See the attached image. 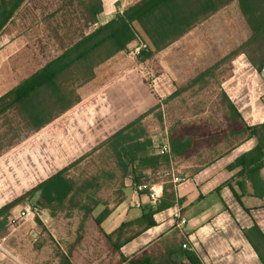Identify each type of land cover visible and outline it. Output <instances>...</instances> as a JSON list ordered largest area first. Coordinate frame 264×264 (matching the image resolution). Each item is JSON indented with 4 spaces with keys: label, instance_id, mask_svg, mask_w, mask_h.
<instances>
[{
    "label": "rangeland",
    "instance_id": "rangeland-1",
    "mask_svg": "<svg viewBox=\"0 0 264 264\" xmlns=\"http://www.w3.org/2000/svg\"><path fill=\"white\" fill-rule=\"evenodd\" d=\"M92 1L26 0L1 33V91L15 86L102 25L111 11V2L104 0L106 13L99 15V23L93 25L86 8ZM203 31L212 35V38L207 35L208 42L205 43L213 57L208 61L210 66L207 69L238 50L252 35L235 2L207 22ZM184 44L185 41L178 42L165 52H177L184 48ZM134 48L133 45L127 52L102 65L96 80L80 89L81 102L39 132H30L16 112L8 111L0 116V207L23 197L65 168H68L69 178L80 180L104 175L113 169L110 153L103 146L110 135L103 139L96 134L86 135V131L81 130L79 118L112 93L116 80L127 81L134 76L139 82L137 86H141V81L147 89L156 92L153 90L154 80L159 73L167 71V56L160 59L161 65L157 60L141 63L132 54ZM234 61L235 68L243 72L251 65L243 54L225 59L213 72L207 86H203L204 83L191 88L181 86L180 95L168 102L162 101L161 108L148 116L153 122L143 125L157 135L154 146L157 152L174 127L192 130L197 137L204 135L203 139L211 143L233 144L234 137L230 140L223 138L229 124L223 117L220 96L225 92L230 98L226 90H229L227 86L230 85ZM180 62L178 70L183 69V62L181 68ZM261 102L264 103V96ZM64 116H68V121L62 127H56L54 123ZM194 117L201 120H193ZM174 166L172 163L163 165L154 173L146 170L144 175L148 180L145 184L148 185L144 186L148 188L155 182L165 181ZM117 176L107 181L97 194L96 200L100 204L89 216L73 210L52 217L37 204L39 194L24 198L10 212L5 229L0 228V264H122L95 222L102 212L134 189L130 176L126 179L120 173Z\"/></svg>",
    "mask_w": 264,
    "mask_h": 264
},
{
    "label": "trees",
    "instance_id": "trees-1",
    "mask_svg": "<svg viewBox=\"0 0 264 264\" xmlns=\"http://www.w3.org/2000/svg\"><path fill=\"white\" fill-rule=\"evenodd\" d=\"M25 1L0 0V34ZM233 2H237L252 35L225 59L243 54L260 73L264 68V0H141L122 13L118 12L106 24L97 26L93 32L63 50L58 57L20 81L0 98V116L8 111L16 112L23 125L30 132L37 133L81 102L80 89L96 80L100 67L106 62L127 52L140 41L146 44V49L140 51L137 59L141 63L148 62ZM86 8L90 22L97 25L98 16L103 13L102 0H94ZM223 61L201 73L187 86L191 88L203 83V86H207L209 78ZM180 92L177 91L163 102L172 100ZM220 98L223 117L229 124L227 131L223 132V138H247L257 142L253 150L238 158L230 168L241 167L240 175L252 183L257 195L262 196L259 189L263 185L260 171L264 166V124H247L225 92L221 93ZM161 104L158 102L145 113L136 115L104 142L103 146L110 153L114 164L111 171L82 180L69 178L68 168L56 172L23 197L0 207V228L5 229L10 212L24 198H33L39 194L37 204L52 217L73 210L89 216L100 204L96 200L97 194L107 181L118 177L117 173L123 179L130 176L133 182L131 188L138 190V187L148 185L145 184L148 180L144 175L146 170L154 173L163 165L169 166L172 161L194 156L199 147L205 144L204 135L197 137L192 130L179 127L170 131V154H161L155 150L143 120L161 108ZM124 186L129 188L126 184ZM149 187L140 191V194L149 195ZM173 189L170 179H166L163 200L154 210L145 212L133 222L123 224L112 234L102 231L122 264H180L172 257L175 248H166L164 252L144 251L130 259L120 252L122 246L137 234L133 230L134 226L144 229L155 226L154 214L175 205ZM109 214V209L102 212L95 218L96 224L101 226ZM246 236L264 262V237L259 228L254 226L246 232ZM186 258L189 264H202L195 253L186 252Z\"/></svg>",
    "mask_w": 264,
    "mask_h": 264
},
{
    "label": "crops",
    "instance_id": "crops-1",
    "mask_svg": "<svg viewBox=\"0 0 264 264\" xmlns=\"http://www.w3.org/2000/svg\"><path fill=\"white\" fill-rule=\"evenodd\" d=\"M108 1L111 2V11L102 25L114 18L117 12L122 13L141 0ZM102 2V14H105L106 6L104 0ZM116 4L119 6L116 7ZM229 6L167 48L185 41L183 49L167 53L165 49L151 59L161 65L160 59L167 56V71L159 73L154 80L153 90L156 92L147 89L141 81V86H137L139 82L134 76L127 81L116 80L112 93L108 97L104 96L84 117L79 118L81 130H85L86 135L96 134L102 139L112 135L138 113L148 111L158 101H165L179 91L181 86H187L197 78L210 66L208 61L213 59L205 44L208 42L207 35L210 38L212 35H206L203 29L207 22ZM180 61L183 62L182 70H178ZM232 66L230 85L227 86L229 90L226 92L230 93L231 101L247 124H264V103L261 102L264 96V68L258 73L248 63L244 72L235 68V61ZM15 86L3 89V92L0 89V98ZM196 117L193 120H201ZM67 121L68 116H64L54 125L60 128ZM167 137L169 139V135ZM153 142L155 146V139ZM207 142L205 140V144L199 147L194 156L171 162L176 165L169 173L175 205L154 214L155 226L145 229L134 226L133 230L137 234L122 246V256L130 259L144 251L164 252L170 247L176 249L172 257L180 264H189L186 252L195 253L202 264H264L246 236L247 231L257 226L264 237V166L260 171L263 185H260L259 192H262V196L257 195L252 183L240 175L241 167L230 168L238 158L253 150L257 142L247 138L233 139V144L228 146L223 141ZM173 178H179V181L174 183ZM164 184L165 181L153 183L149 195L140 194L139 190L127 193L122 201L109 208L110 214L101 224V230L105 234H112L123 224L133 222L145 212L154 210L163 200ZM152 190L156 199L151 197ZM181 219L186 221L184 225L180 224ZM185 242L191 250L183 248Z\"/></svg>",
    "mask_w": 264,
    "mask_h": 264
},
{
    "label": "built area",
    "instance_id": "built-area-1",
    "mask_svg": "<svg viewBox=\"0 0 264 264\" xmlns=\"http://www.w3.org/2000/svg\"><path fill=\"white\" fill-rule=\"evenodd\" d=\"M142 49H146V44H144L143 42H139V43H136L135 44V48H134V51H133V55L134 56H137L139 53H140V51L142 50ZM150 122H153V120L151 119V117H146V119L145 120H143V124H147V123H150ZM147 132H148V134H149V137L152 139V140H154L156 137H157V135L155 134H153V132L152 131H150V128H148L147 129ZM161 154H170V152H171V147H170V143H169V139H168V137L162 142V145H160V151H159ZM173 181H174V183H177L178 181H179V178H173ZM143 188H147L146 186H140V187H138V190L139 191H142L143 190ZM149 189L151 190V189H153L152 188V186H150L149 187ZM153 192H152V195H151V197L153 198V199H156V196H155V192H154V190H152ZM186 223V221L184 220V219H181V221H180V224L181 225H184ZM183 248L184 249H186V250H191V248L189 247V245L187 244V242H185V243H183Z\"/></svg>",
    "mask_w": 264,
    "mask_h": 264
},
{
    "label": "bare ground",
    "instance_id": "bare-ground-1",
    "mask_svg": "<svg viewBox=\"0 0 264 264\" xmlns=\"http://www.w3.org/2000/svg\"><path fill=\"white\" fill-rule=\"evenodd\" d=\"M94 30V29H93ZM155 191H156V187H155ZM157 192V191H156Z\"/></svg>",
    "mask_w": 264,
    "mask_h": 264
}]
</instances>
